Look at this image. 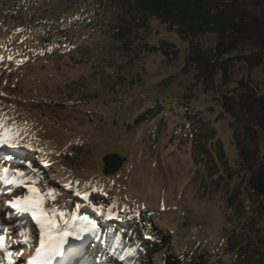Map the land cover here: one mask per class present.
I'll return each instance as SVG.
<instances>
[{
  "label": "rangeland",
  "instance_id": "1",
  "mask_svg": "<svg viewBox=\"0 0 264 264\" xmlns=\"http://www.w3.org/2000/svg\"><path fill=\"white\" fill-rule=\"evenodd\" d=\"M86 3L0 0V139L8 141L0 144V235L11 259L28 264L39 247L35 218L7 206L37 195L29 191L36 188L60 228L86 229L81 240L69 238L52 264H144L145 250L126 228L144 213L170 237L175 254L205 249L211 263L231 264L226 240L232 231L241 232L246 218L232 217L225 189L238 185L242 174L217 187L216 177L194 160L191 130L182 117L185 103L215 129L229 166H236L237 156L230 119L215 120L220 110L212 94L196 87L193 70L184 69L188 42L155 18L148 30L121 39L118 19L97 17ZM64 10L72 18L68 22L59 19ZM161 39L175 44L177 60L135 49ZM201 42L210 47L213 39L207 35ZM244 75L237 66L232 79ZM250 76L264 94L262 69ZM158 103L161 112L136 123ZM44 144L53 150L44 151ZM108 153L126 158L111 176L103 174ZM12 178L23 183H6ZM162 254L157 250L152 263L160 264ZM9 258L0 250V264Z\"/></svg>",
  "mask_w": 264,
  "mask_h": 264
},
{
  "label": "trees",
  "instance_id": "2",
  "mask_svg": "<svg viewBox=\"0 0 264 264\" xmlns=\"http://www.w3.org/2000/svg\"><path fill=\"white\" fill-rule=\"evenodd\" d=\"M86 4L85 8L97 17L115 16L119 21L116 36L121 39L126 40L135 30H148L150 18H155L165 31L175 32L188 42L184 69L193 70L196 87L212 94L220 110L215 120L230 119V144L237 156L236 166H229L215 129L199 110L193 111L185 103L182 117L191 130L194 160L208 176L216 177L212 182L217 187L242 174L238 185L225 189V206L234 219L246 220L241 232L234 230L228 235L225 249L232 255L231 264H264V94L250 76L255 68L264 73V0H87ZM64 11L59 19H72ZM207 35L213 39L210 47L201 42ZM135 49L160 52L169 62L179 55L175 44L164 39L152 45L140 42ZM237 66H243L246 75L234 81ZM161 110L160 103L147 108L137 116L136 123ZM126 228L131 239L145 250L144 264H153V255L159 249L163 250L160 264H213L205 249L175 254L170 237L147 213Z\"/></svg>",
  "mask_w": 264,
  "mask_h": 264
},
{
  "label": "snow or ice",
  "instance_id": "3",
  "mask_svg": "<svg viewBox=\"0 0 264 264\" xmlns=\"http://www.w3.org/2000/svg\"><path fill=\"white\" fill-rule=\"evenodd\" d=\"M8 141L5 139H0V144H7ZM7 172V169H4ZM18 176L22 177L24 173H18ZM9 185H17L23 183V181H18L16 178H12L6 181ZM34 183V182H33ZM29 191L36 193L35 196L24 197L23 199H17L15 201H9L8 207H11L16 210L17 213H30L34 218L36 225L39 227V247L36 248V254L29 261L28 264H52V261L57 257H60L64 254L65 245L69 243V238L71 237L74 240H81V231L86 229H78L76 231H69L65 228H60L56 223V213L53 209L51 214L49 211L42 207L43 197L38 195V189L29 188ZM60 217H63V213L59 214ZM92 228L95 229L96 225L93 223ZM24 233H21V236H24ZM22 243H28L26 238ZM0 250L5 251L9 255V264H15L11 259V253L8 252V247L5 244V236L0 235ZM22 255V253H18ZM123 259V257H121Z\"/></svg>",
  "mask_w": 264,
  "mask_h": 264
},
{
  "label": "water",
  "instance_id": "4",
  "mask_svg": "<svg viewBox=\"0 0 264 264\" xmlns=\"http://www.w3.org/2000/svg\"><path fill=\"white\" fill-rule=\"evenodd\" d=\"M126 158L119 154L108 153L103 157V174L111 176L116 174Z\"/></svg>",
  "mask_w": 264,
  "mask_h": 264
},
{
  "label": "bare ground",
  "instance_id": "5",
  "mask_svg": "<svg viewBox=\"0 0 264 264\" xmlns=\"http://www.w3.org/2000/svg\"><path fill=\"white\" fill-rule=\"evenodd\" d=\"M8 135H9V132H6ZM11 149H14V148H10V150ZM15 150H20V153H27L28 152V149L27 148H20V149H17V148H15ZM43 150L44 151H48V152H50V151H52L53 150V147L52 146H50V145H47V144H44L43 145ZM155 241V240H154Z\"/></svg>",
  "mask_w": 264,
  "mask_h": 264
}]
</instances>
